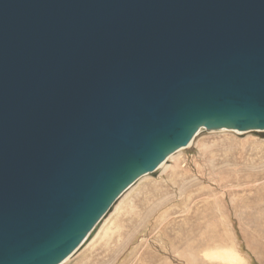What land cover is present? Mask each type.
Masks as SVG:
<instances>
[{"label":"water","instance_id":"water-1","mask_svg":"<svg viewBox=\"0 0 264 264\" xmlns=\"http://www.w3.org/2000/svg\"><path fill=\"white\" fill-rule=\"evenodd\" d=\"M215 131L264 137V0H0V264H62Z\"/></svg>","mask_w":264,"mask_h":264},{"label":"rangeland","instance_id":"rangeland-1","mask_svg":"<svg viewBox=\"0 0 264 264\" xmlns=\"http://www.w3.org/2000/svg\"><path fill=\"white\" fill-rule=\"evenodd\" d=\"M62 264H264V137L199 134Z\"/></svg>","mask_w":264,"mask_h":264},{"label":"bare ground","instance_id":"bare-ground-1","mask_svg":"<svg viewBox=\"0 0 264 264\" xmlns=\"http://www.w3.org/2000/svg\"><path fill=\"white\" fill-rule=\"evenodd\" d=\"M193 142H194V140L192 139V140H191V142L189 143V145H188V146H187L185 149H188V148H190V147L192 146ZM168 158H169V157H168ZM168 158H167V159H168ZM167 159H166V161H167ZM166 161H165V162H166ZM165 162H164V163H162V164H161V165H160V166L157 168L156 172H157L158 170H160V169H161V167L163 166V164H165ZM104 219H105V218H104ZM104 219H102L101 223L103 222V220H104ZM101 223H100V224H101ZM99 226H100V225H99ZM99 226H98V228H97V230H96V231H98V230H99ZM213 236H214V235H213ZM91 239H92V238H91ZM78 252H79V251H78ZM78 252H77V253H78ZM77 253H75L74 255H76ZM71 257H72V256H71ZM71 257H70V258H71ZM70 258H69V259H70ZM67 260H68V259H67Z\"/></svg>","mask_w":264,"mask_h":264}]
</instances>
